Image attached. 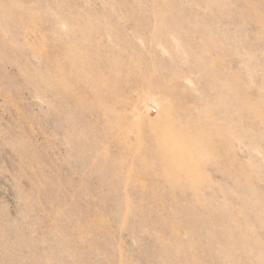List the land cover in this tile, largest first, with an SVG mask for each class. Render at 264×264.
I'll list each match as a JSON object with an SVG mask.
<instances>
[{
    "label": "rangeland",
    "instance_id": "rangeland-1",
    "mask_svg": "<svg viewBox=\"0 0 264 264\" xmlns=\"http://www.w3.org/2000/svg\"><path fill=\"white\" fill-rule=\"evenodd\" d=\"M0 264H264V0H0Z\"/></svg>",
    "mask_w": 264,
    "mask_h": 264
}]
</instances>
